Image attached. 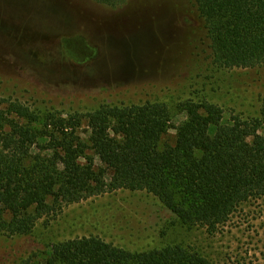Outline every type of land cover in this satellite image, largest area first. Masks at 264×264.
<instances>
[{"label":"rangeland","instance_id":"1","mask_svg":"<svg viewBox=\"0 0 264 264\" xmlns=\"http://www.w3.org/2000/svg\"><path fill=\"white\" fill-rule=\"evenodd\" d=\"M192 0H131L109 7L92 0H0V97L34 111L79 116L101 107L167 105L173 143L186 120L178 106L207 101L257 118L264 66L212 64ZM264 133V131H261ZM37 152L32 149V153ZM88 158L99 161L93 151ZM96 236L132 253L182 246L211 264H264V195L241 203L216 232L182 225L146 192L119 190L68 205L27 236H0V264H39L54 245Z\"/></svg>","mask_w":264,"mask_h":264},{"label":"trees","instance_id":"2","mask_svg":"<svg viewBox=\"0 0 264 264\" xmlns=\"http://www.w3.org/2000/svg\"><path fill=\"white\" fill-rule=\"evenodd\" d=\"M92 1L116 8L131 0ZM192 6L214 66H264V0ZM178 107L186 120L173 143L161 144L171 122L167 105L149 102L87 114L85 142L79 116L42 114L0 97V236H27L65 206L119 190L151 194L182 225L216 232L241 203L264 195V97L257 118L224 121L223 109L205 100ZM39 264L211 263L179 245L132 253L90 236L54 245Z\"/></svg>","mask_w":264,"mask_h":264}]
</instances>
